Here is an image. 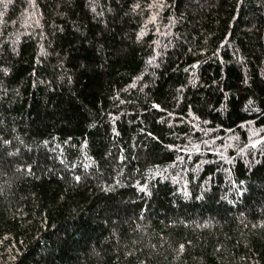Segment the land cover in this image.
Masks as SVG:
<instances>
[{
  "label": "trees",
  "instance_id": "obj_1",
  "mask_svg": "<svg viewBox=\"0 0 264 264\" xmlns=\"http://www.w3.org/2000/svg\"><path fill=\"white\" fill-rule=\"evenodd\" d=\"M0 264H264V0H0Z\"/></svg>",
  "mask_w": 264,
  "mask_h": 264
},
{
  "label": "rangeland",
  "instance_id": "obj_2",
  "mask_svg": "<svg viewBox=\"0 0 264 264\" xmlns=\"http://www.w3.org/2000/svg\"><path fill=\"white\" fill-rule=\"evenodd\" d=\"M258 136V135H257Z\"/></svg>",
  "mask_w": 264,
  "mask_h": 264
}]
</instances>
